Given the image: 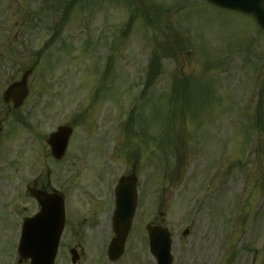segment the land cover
Returning <instances> with one entry per match:
<instances>
[{
    "label": "rangeland",
    "instance_id": "374dc122",
    "mask_svg": "<svg viewBox=\"0 0 264 264\" xmlns=\"http://www.w3.org/2000/svg\"><path fill=\"white\" fill-rule=\"evenodd\" d=\"M33 64L13 110L2 94ZM74 120L51 165L45 140ZM0 129V264H29L16 248L35 166H50L76 211L79 174L106 150L107 181L134 165L141 191L125 253L109 262L98 241L106 213L100 231L76 234L79 214L55 264L76 245L77 264H155L151 225L169 231L173 264H264V34L252 17L204 0H0Z\"/></svg>",
    "mask_w": 264,
    "mask_h": 264
},
{
    "label": "water",
    "instance_id": "95a60500",
    "mask_svg": "<svg viewBox=\"0 0 264 264\" xmlns=\"http://www.w3.org/2000/svg\"><path fill=\"white\" fill-rule=\"evenodd\" d=\"M209 3L246 15H252L258 26L264 31V0H207ZM32 69L25 72L21 80L12 84L3 94L6 104L12 103L18 108L28 94L27 79ZM71 130L66 127L58 128L50 135L47 143L53 155L61 158L66 149ZM42 209L39 215L24 223L19 246L21 258L30 259V264H53L58 241L64 225L62 200L57 196L36 195ZM115 212L113 215V230L116 234L108 248L110 261L118 260L124 250L127 233L134 215L137 196L136 180L133 176L121 178L115 191ZM149 249L156 264H172L171 241L166 229L148 227ZM184 232L183 235H186ZM72 262L77 256L72 252Z\"/></svg>",
    "mask_w": 264,
    "mask_h": 264
},
{
    "label": "flooded vegetation",
    "instance_id": "af4514ba",
    "mask_svg": "<svg viewBox=\"0 0 264 264\" xmlns=\"http://www.w3.org/2000/svg\"><path fill=\"white\" fill-rule=\"evenodd\" d=\"M83 115L84 114H80L79 118L83 119ZM74 123H75V120L73 121V124ZM90 151L93 156V153L95 151V146L91 148ZM64 158L61 160H55L51 156H49L48 160L50 161L49 163L51 165L52 164L59 165L60 163L63 162ZM47 166L49 165L47 163L45 164V162L39 168L35 166L36 173L31 177V180L28 183L21 185V187H23L22 197L27 196L28 198H30V201H32L33 206L35 208L34 213H37V210H39V207H38L37 201L30 197L29 190L46 192L47 194L56 193L64 199L65 211H66V232L68 231V228L71 227V225L73 226L77 223L76 218L79 216V214L83 215V219H82L81 224L78 225L79 226L78 228H76V226H73L74 229H77L76 234H79V231L82 228H85L87 233L91 232V229L93 230H97L98 228L101 229L100 228L101 227L100 216L101 214H104V213H106L104 217L106 219H104V221L107 220V223L109 225L110 214L113 208V198H112V193H111L112 185L109 183L110 181H107V175H108L107 173H109L110 170L108 169L106 165H104L103 159L101 157L99 159V162L91 158L89 163L87 164L85 174L84 175L79 174L80 178H84V179H81L83 181L82 191L80 192L79 189L77 188L76 189L77 191L82 193L81 197L83 196L84 199H82V202H81V206L83 207L78 208L76 211L73 210V206L71 205L70 202H68V195L66 192L67 185L63 184L61 188L53 186V181H52L53 173ZM100 208H102V210H100ZM97 231H100V230H97ZM93 234H98L99 237L101 235L99 234V232L93 233ZM93 234L91 233V235ZM110 234H111V228L109 227L108 235ZM100 239H101V246H103L106 238L105 236L100 237L98 238V241Z\"/></svg>",
    "mask_w": 264,
    "mask_h": 264
}]
</instances>
